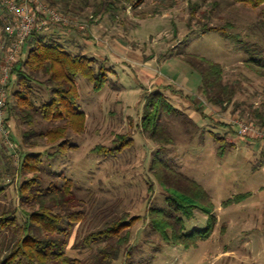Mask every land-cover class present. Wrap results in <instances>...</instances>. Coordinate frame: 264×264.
I'll return each mask as SVG.
<instances>
[{
	"label": "rangeland",
	"instance_id": "obj_1",
	"mask_svg": "<svg viewBox=\"0 0 264 264\" xmlns=\"http://www.w3.org/2000/svg\"><path fill=\"white\" fill-rule=\"evenodd\" d=\"M41 1L68 20L54 23L46 31H57L56 38L71 53L96 60V73L101 66L107 70V83L100 91L86 77H76L80 108L87 115L86 131L78 134L69 130L67 139L72 148L63 149L54 158H43L45 186L54 179L59 182L55 173L62 174L73 180L87 201L91 202L89 196L93 195L95 207L146 217L151 206L169 209L164 190L150 170L154 159L160 158L204 186L213 197L218 224L209 240L185 250L166 243L152 231L148 219H142L133 228V260L138 264H264V143L242 137L237 131L239 122L259 126L255 111L264 115V77L246 65L249 60L264 65V6L249 7L235 0H146L133 9L119 0L116 14L90 22L93 8L88 3L93 5L95 0H59L60 6ZM66 8L73 13L65 12ZM4 14L0 25V94L5 58L14 44L5 31L12 16L0 0V16ZM226 24L233 25L232 33L240 39L203 27ZM183 54L207 57L224 66L225 80L236 93L226 110L209 104L199 93L202 78L180 58ZM26 58L22 47L16 62ZM11 78L10 74L4 87L7 133L0 131V184L5 186L1 208L17 202L18 188L25 179L21 172L25 152L53 155L60 150V142L53 145L38 138L40 132L56 124L44 121L37 113L34 138L38 143L31 147L24 142L30 126L11 115ZM36 88L38 94L43 93L41 87ZM157 90L175 108L161 116L172 144L154 141L142 125L147 98ZM119 136H126L129 142L117 154L95 151L99 146H115ZM240 197L241 202L224 206ZM185 221V233L190 234L205 229L208 216L198 209ZM74 241L75 236L71 244ZM67 253L82 259L90 251L70 247ZM115 264H123V260Z\"/></svg>",
	"mask_w": 264,
	"mask_h": 264
},
{
	"label": "trees",
	"instance_id": "obj_2",
	"mask_svg": "<svg viewBox=\"0 0 264 264\" xmlns=\"http://www.w3.org/2000/svg\"><path fill=\"white\" fill-rule=\"evenodd\" d=\"M44 1L52 6H60L59 0ZM124 1L133 9L146 2ZM235 1L254 8L264 6V0ZM119 4V0H95L93 5L88 3L93 8L89 21L99 16H113L120 10ZM196 9L195 6L192 16L196 14ZM65 12L73 13L70 8H66ZM77 13L80 16L81 10ZM4 20L5 14L0 16V25H3ZM52 25L41 32L36 31L25 42L23 51H27V58L14 63L11 68L10 112L12 117L30 126V130L24 133L26 144L35 146L37 139L41 138L53 145L60 142V150L53 155L36 151H27L22 155L21 172L25 179L18 188L17 202L7 208L0 207V264H115L121 259L123 264H138L133 260L130 244L133 228L142 219H148L152 231L158 233L166 243L185 250L197 248L200 243L209 240L218 224L213 197L199 182L160 158L154 159L150 170L164 190L163 196L169 209L151 206L146 217L132 215L129 211L121 213L113 208L95 207L96 199L92 200L93 195L89 196L91 204L79 194L73 180L62 174L55 173L54 177L60 179L59 182L54 179L45 186L43 158H54L63 149L72 148L67 139L69 130L78 134L86 131L87 115L80 108L76 77H86L94 84L96 91H100L107 83V70L104 66L96 73L93 68L96 60L67 50L56 38L59 34L57 31H46ZM203 27L208 31L220 32L227 38L241 37L232 33L234 27L231 24ZM180 58L201 76L199 93L209 104L226 110L234 102L236 93L225 80L222 64L196 54H183ZM246 65L264 77L263 64L249 60ZM36 87H41L43 93L38 94ZM173 111L175 108L161 90L148 96L142 125L154 141L173 143L161 122L165 112ZM35 113L44 121L56 124L54 128L40 132L38 138H34L37 135L34 129ZM254 117L259 123L258 127L264 129V115L255 111ZM223 124L230 125L225 122ZM128 142L126 136H119L115 146H99L95 151L100 154H117ZM149 191L154 193L152 186ZM4 192L5 186L0 184V196ZM241 201V197L229 200L224 206ZM198 209L207 214V227L187 234L185 218L192 219ZM73 236L75 241L71 244ZM70 247L80 252L90 251V254L82 259L70 257L67 253Z\"/></svg>",
	"mask_w": 264,
	"mask_h": 264
},
{
	"label": "built area",
	"instance_id": "obj_3",
	"mask_svg": "<svg viewBox=\"0 0 264 264\" xmlns=\"http://www.w3.org/2000/svg\"><path fill=\"white\" fill-rule=\"evenodd\" d=\"M11 20L5 31L14 39L13 46L9 49L5 58L4 76L2 79L3 89L0 94V131L7 133L4 123L6 109L5 86L11 74L12 64L16 62L21 48L25 42L36 32L43 31L48 25L68 21L56 11L50 10L41 0H4ZM238 134L242 137H250L264 143V129L254 124L237 123Z\"/></svg>",
	"mask_w": 264,
	"mask_h": 264
}]
</instances>
